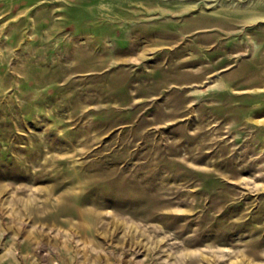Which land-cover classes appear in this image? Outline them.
<instances>
[{
	"label": "rangeland",
	"instance_id": "obj_1",
	"mask_svg": "<svg viewBox=\"0 0 264 264\" xmlns=\"http://www.w3.org/2000/svg\"><path fill=\"white\" fill-rule=\"evenodd\" d=\"M0 264H264V0H0Z\"/></svg>",
	"mask_w": 264,
	"mask_h": 264
}]
</instances>
